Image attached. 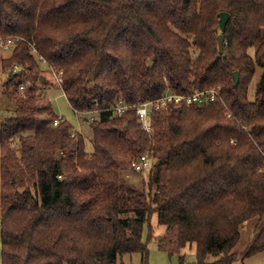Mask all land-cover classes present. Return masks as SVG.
<instances>
[{"label": "trees", "instance_id": "1", "mask_svg": "<svg viewBox=\"0 0 264 264\" xmlns=\"http://www.w3.org/2000/svg\"><path fill=\"white\" fill-rule=\"evenodd\" d=\"M9 38L2 72L20 71L2 85L15 104L0 120V264H118L127 254L150 264L153 215L167 228L159 248L179 264L194 247L195 264H234L254 220L246 257L264 253V0H0V40ZM39 57L61 73L76 113L102 110L89 124L92 152L67 121L53 125ZM211 88L224 103L172 104L154 113L152 133L134 109L107 111L118 99ZM144 154L151 166L135 171Z\"/></svg>", "mask_w": 264, "mask_h": 264}, {"label": "rangeland", "instance_id": "2", "mask_svg": "<svg viewBox=\"0 0 264 264\" xmlns=\"http://www.w3.org/2000/svg\"><path fill=\"white\" fill-rule=\"evenodd\" d=\"M12 49H5L3 47V43L0 40V60L7 58L11 55ZM15 72V68L13 70H7L6 72H2V68L0 65V120L2 121L4 116L6 115L7 111L13 109L14 104L13 102H9L6 100L3 91L4 87L2 86L4 81H6L9 74ZM20 71V69H18ZM263 70H258L257 74L255 75L249 89V98L250 100H254L255 93H256V86L259 82L260 76ZM44 77L46 78V83L43 86V95L48 99L56 112V114L63 118L64 121H67L71 124L74 129L78 132H81L86 137L87 143V151H93V144H92V133L90 131L89 125L86 124L85 119L83 116L77 114L69 104L68 99L66 98L65 94L63 93L62 89L58 88L54 85L53 77L47 72H45ZM149 171L146 170L144 177L148 179ZM127 180L133 182L139 187H142V178L139 176H135L132 174L127 175ZM257 220L251 221L242 227V236L239 244L235 249V253L237 254V259L234 264H264V253L258 254L252 257H246V254L252 245L254 239L258 235L260 231V227L257 225ZM152 226L154 238L150 241L149 239V226ZM145 226L144 230V242H148L149 249H150V264H171L172 258L169 257L168 253L164 250L159 248V239L163 235H165L167 228L162 226L158 222L157 215H153L151 219V223ZM187 258L189 259L192 256L196 255L195 247L189 248L185 251ZM142 256L140 254H127L124 255L122 258L119 259L118 264H142ZM179 264V259H178Z\"/></svg>", "mask_w": 264, "mask_h": 264}, {"label": "built area", "instance_id": "3", "mask_svg": "<svg viewBox=\"0 0 264 264\" xmlns=\"http://www.w3.org/2000/svg\"><path fill=\"white\" fill-rule=\"evenodd\" d=\"M3 47L5 49H12L14 46V40L9 38L6 42H3ZM33 53L36 54V50L33 47ZM39 61L47 72L53 77L54 85L62 89L63 78L61 73L49 65V63L43 58L39 57ZM18 71V67L15 68V72ZM27 85H21L19 87V94L24 97L28 91ZM45 97L44 95H42ZM221 102L224 100L221 96L220 90L217 88H211L206 90H194L190 94H178L174 91L168 90L163 96L154 100L139 101L135 104H129L123 99H118L107 111L112 112L116 116H123L128 110L134 109L138 117L139 124L141 125L143 131L147 133L153 132V115L155 112L160 111L172 104H185L187 106L205 107L211 103ZM102 110L97 109L92 112H77L80 116H83L86 124L93 123L99 119ZM231 118V115H228ZM64 119L58 117L53 125L55 127L64 123ZM151 166V159L148 154H144L138 157L132 162V167L135 171H141L147 169ZM62 178V177H60Z\"/></svg>", "mask_w": 264, "mask_h": 264}, {"label": "water", "instance_id": "4", "mask_svg": "<svg viewBox=\"0 0 264 264\" xmlns=\"http://www.w3.org/2000/svg\"><path fill=\"white\" fill-rule=\"evenodd\" d=\"M231 15L227 12H223L220 14V31L221 34L218 37V42H219V51H220V55H223L224 50H225V31L228 25V22L230 21ZM154 66V62H150L149 67L153 68ZM234 76V80H235V84L238 85L239 80H240V75L238 72H235L233 74ZM43 80V79H42ZM94 80V76H90L89 77V81H93Z\"/></svg>", "mask_w": 264, "mask_h": 264}, {"label": "crops", "instance_id": "5", "mask_svg": "<svg viewBox=\"0 0 264 264\" xmlns=\"http://www.w3.org/2000/svg\"><path fill=\"white\" fill-rule=\"evenodd\" d=\"M169 257L172 258L171 264H178V259H179L178 255H173V256H169ZM185 261H186L187 264H195L197 262V256L196 255L192 256L189 259L186 256Z\"/></svg>", "mask_w": 264, "mask_h": 264}]
</instances>
